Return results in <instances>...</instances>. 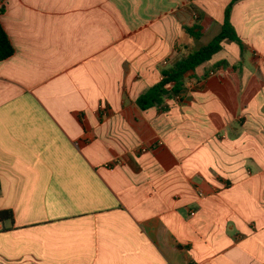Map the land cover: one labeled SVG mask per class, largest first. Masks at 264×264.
Segmentation results:
<instances>
[{"label": "crops", "instance_id": "obj_1", "mask_svg": "<svg viewBox=\"0 0 264 264\" xmlns=\"http://www.w3.org/2000/svg\"><path fill=\"white\" fill-rule=\"evenodd\" d=\"M230 2L0 0V264H264V0L232 7L242 47L136 104Z\"/></svg>", "mask_w": 264, "mask_h": 264}, {"label": "trees", "instance_id": "obj_2", "mask_svg": "<svg viewBox=\"0 0 264 264\" xmlns=\"http://www.w3.org/2000/svg\"><path fill=\"white\" fill-rule=\"evenodd\" d=\"M237 1L239 0H231L225 9L221 31L217 36L205 46L185 54V56L174 65L164 69L162 71L161 80L138 97L136 104L141 110L161 106L164 102V98L167 96H177L183 88L185 74L202 63L210 60L212 56L221 49L223 41L229 40L242 47V41L230 22L231 10L234 3ZM187 31L194 37H200L203 30L201 26L197 25L188 28ZM13 53L14 48L0 22V61L8 59ZM13 219L14 214L11 209L0 210V222L11 221L13 223Z\"/></svg>", "mask_w": 264, "mask_h": 264}, {"label": "built area", "instance_id": "obj_3", "mask_svg": "<svg viewBox=\"0 0 264 264\" xmlns=\"http://www.w3.org/2000/svg\"><path fill=\"white\" fill-rule=\"evenodd\" d=\"M147 149H148L147 147H142V148H141V151H142V152H146Z\"/></svg>", "mask_w": 264, "mask_h": 264}]
</instances>
